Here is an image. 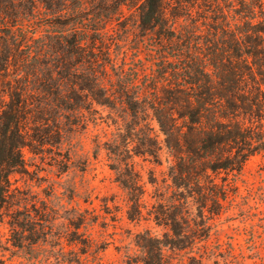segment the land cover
<instances>
[{"label":"trees","instance_id":"obj_1","mask_svg":"<svg viewBox=\"0 0 264 264\" xmlns=\"http://www.w3.org/2000/svg\"><path fill=\"white\" fill-rule=\"evenodd\" d=\"M14 1L0 0V223L9 218L12 245L35 246L49 229L42 213L14 201L23 150L61 146L107 108L122 122L105 149L131 221L146 210L134 159L160 164L163 148L171 159L148 211L165 233H139L141 253L126 264H204L194 250L235 195L228 176L264 151L263 0H144L139 29L156 53L149 67L114 58L100 35L108 17L87 14L84 2ZM113 1L99 10L128 0Z\"/></svg>","mask_w":264,"mask_h":264},{"label":"rangeland","instance_id":"obj_2","mask_svg":"<svg viewBox=\"0 0 264 264\" xmlns=\"http://www.w3.org/2000/svg\"><path fill=\"white\" fill-rule=\"evenodd\" d=\"M103 1L73 0V4L84 2L90 9L87 14L95 9L108 17L103 18L100 35L111 46L114 58L149 67L156 53L151 51L153 41L142 38L139 29L138 8L144 0H128L117 9L113 6L101 12L98 5ZM113 2L107 0L109 5ZM42 13L45 19L44 10ZM98 109L102 118L97 116L86 130L68 135L61 146L41 154L29 148L23 150L27 172L11 176L16 190L14 201L42 213L49 222L40 223L49 229L37 245L30 246L24 240V247L18 248L12 245L9 218H5L0 223V251L8 264H126L128 256L141 253L135 244L139 233H165L148 211L156 202L152 198L156 190L165 188L168 182L171 159L167 150L163 148L160 164L144 157L134 159L146 190V210L141 221H131L127 191L115 181L105 149V143L114 137L122 122L115 123V115L109 116L107 108ZM154 127L158 130L155 124ZM223 177L225 174L217 181ZM228 179L235 195L226 202L223 214L212 222L209 240L198 244L194 252L203 257L204 264H264V151L252 156L240 173ZM78 224L82 226L76 229ZM86 241L87 247L83 243Z\"/></svg>","mask_w":264,"mask_h":264}]
</instances>
